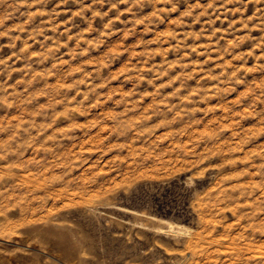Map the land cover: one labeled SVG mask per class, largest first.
<instances>
[{
	"label": "rangeland",
	"instance_id": "374dc122",
	"mask_svg": "<svg viewBox=\"0 0 264 264\" xmlns=\"http://www.w3.org/2000/svg\"><path fill=\"white\" fill-rule=\"evenodd\" d=\"M0 264H264V0H0Z\"/></svg>",
	"mask_w": 264,
	"mask_h": 264
},
{
	"label": "bare ground",
	"instance_id": "6f19581e",
	"mask_svg": "<svg viewBox=\"0 0 264 264\" xmlns=\"http://www.w3.org/2000/svg\"><path fill=\"white\" fill-rule=\"evenodd\" d=\"M110 207L132 214L134 220L132 222H128L131 226H136L137 228L144 229L145 231L148 230L151 231V233L163 235L167 241L171 238L181 240L185 233L187 234L191 229L179 220H173L156 213L144 212L143 210L141 211L123 204H113L110 205ZM181 256H175V262H177Z\"/></svg>",
	"mask_w": 264,
	"mask_h": 264
}]
</instances>
